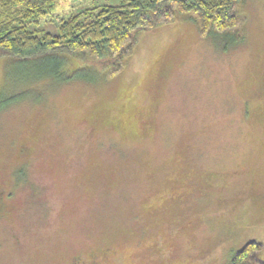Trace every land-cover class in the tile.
I'll use <instances>...</instances> for the list:
<instances>
[{"label":"rangeland","instance_id":"rangeland-1","mask_svg":"<svg viewBox=\"0 0 264 264\" xmlns=\"http://www.w3.org/2000/svg\"><path fill=\"white\" fill-rule=\"evenodd\" d=\"M127 1L57 0L27 27ZM240 15L237 45L186 15L137 30L110 79L0 60V264H229L247 242L264 261V0Z\"/></svg>","mask_w":264,"mask_h":264},{"label":"trees","instance_id":"trees-1","mask_svg":"<svg viewBox=\"0 0 264 264\" xmlns=\"http://www.w3.org/2000/svg\"><path fill=\"white\" fill-rule=\"evenodd\" d=\"M244 0H128L120 5L84 9L59 22L58 34L36 35L27 27L37 23L56 5L57 0H0V60L34 61L47 56L82 70L110 79L123 71L136 46L137 30H154L175 23L179 15L193 21L200 35L227 37L234 44L242 41ZM83 17V18H81ZM74 77V78H75ZM87 78V77H85ZM93 78V76L91 77ZM262 247L247 242L230 258L229 264H264L259 258Z\"/></svg>","mask_w":264,"mask_h":264},{"label":"flooded vegetation","instance_id":"flooded-vegetation-1","mask_svg":"<svg viewBox=\"0 0 264 264\" xmlns=\"http://www.w3.org/2000/svg\"><path fill=\"white\" fill-rule=\"evenodd\" d=\"M4 187L2 182L0 181V216H4L6 214L7 209H5V203H4ZM70 264H100L96 260H89V261H82L79 259H75L74 261H71Z\"/></svg>","mask_w":264,"mask_h":264}]
</instances>
